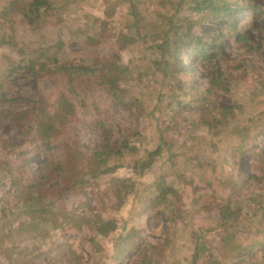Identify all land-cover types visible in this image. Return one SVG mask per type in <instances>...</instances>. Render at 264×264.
I'll return each instance as SVG.
<instances>
[{"label": "trees", "instance_id": "trees-1", "mask_svg": "<svg viewBox=\"0 0 264 264\" xmlns=\"http://www.w3.org/2000/svg\"><path fill=\"white\" fill-rule=\"evenodd\" d=\"M161 2L169 5L172 12L170 15L161 14L156 9L159 18L152 30L147 31L144 26L146 17L138 0H104L107 19L113 20L120 6L128 7L130 16L125 26L111 32L109 38H104L105 25L93 12L83 7H80L83 13L72 12V6L78 0H28L22 11L15 9V2L9 1L0 9V45L11 49V53L0 55V146L7 156L14 154V149L1 133V125L13 121L25 127L28 142L36 150H44L48 155L46 167L27 182L22 174L16 173L18 169L8 159H0V187L2 174L7 173L13 189V194L9 195L14 199L12 202L6 198L9 195L4 194L7 200L0 208V253L6 256V264H35L34 259L43 252L37 246L28 245L17 251L19 242L39 243L51 238L57 223L89 230L88 241L94 264H119L130 250L142 257L143 264H167L174 260L182 264L180 259H174L176 236L165 243L153 244L137 224L141 212L159 206L167 214L176 234L180 221L185 226L191 221V212L182 208L176 188L164 177L152 180L149 175L158 164L168 159L169 174L180 182L187 181L186 174L193 175L196 169L205 166H210L215 174L216 166L209 160L210 154L222 150L219 141L228 131L239 136L234 146L236 150L252 152L256 172L248 178L241 175L233 178L223 173L221 182L229 192L218 204L220 219L215 226L202 229L196 235L189 264H255V255L264 254V201L260 199V191L264 189V156L247 144L252 137L250 122L241 120L235 107L218 104L215 88L227 81L229 75H225L221 67L215 68L204 94L189 104L180 99L185 83L179 75L184 73L182 67L189 61L190 54L198 56L202 63L210 62L217 57L220 48L218 37L211 42L189 35L188 32L201 22L214 21L220 16L228 19L229 36L247 53L254 51L250 37L233 21L232 13L242 6L237 0ZM17 14L22 15L39 37H46V32L52 28H68V20L73 19L67 17H72L81 26V34L85 33L87 46L97 47L105 40H110L112 46L105 55H94L89 59L79 53L64 55L65 42L61 38L47 47L38 46L40 38L23 42L17 36ZM140 42L150 43L159 55L153 62V73L171 91L168 95L159 93L153 96L151 105L158 113L156 146L152 149L142 147V134L132 129H128V135L120 142H114V130L103 118L97 121L104 130V139L97 149L88 153L72 140L65 144L62 154L55 155L53 144L68 133L69 124L77 118L75 103L57 85L59 81L67 79L84 94L104 91L115 102H128L131 107L141 105V99L134 97L125 84L131 72L122 55L123 51L131 50ZM240 67L243 69L241 65L237 66ZM21 71L35 76L51 72L57 82L54 92L38 98L6 96L4 91L10 85V78ZM97 107L101 109L98 104ZM188 107L194 110L195 116L189 128L179 136L176 131L178 116ZM16 108L21 110L16 111ZM177 140H187L186 147L195 152L194 155L187 154L184 162L174 159L173 154H165L173 150ZM111 158L115 161L112 165L109 164ZM22 159L27 164V158ZM127 164L132 167L131 175L117 174ZM54 176L60 177L63 183L55 195L47 188ZM204 182L211 187L212 176ZM86 188L90 189L95 203L86 201L85 208L80 211L71 212L53 203L71 192L84 193ZM244 193L249 197L243 200ZM106 197H112V201H106ZM211 234L219 236L218 246L211 242ZM66 248H72V244L62 240L53 249L61 253ZM27 253L33 254L30 260L23 261L15 256ZM77 257L81 260L84 256Z\"/></svg>", "mask_w": 264, "mask_h": 264}, {"label": "rangeland", "instance_id": "rangeland-1", "mask_svg": "<svg viewBox=\"0 0 264 264\" xmlns=\"http://www.w3.org/2000/svg\"><path fill=\"white\" fill-rule=\"evenodd\" d=\"M9 1L16 3V10L22 11L25 9V2L28 0H0V9ZM237 1L242 7L232 13L233 21L240 30L245 31L250 37V41L255 47L254 51L247 53L229 36L228 27L230 21L228 19L220 16L214 21L201 22L188 32L189 35L192 37L200 36L211 42H213L215 37H218L221 41L220 48L217 57L210 62L205 61L202 63L198 56L190 54L189 61L185 62L182 67L184 73L179 75L185 83L183 91H180V99L184 104H189L195 98L204 94V91L210 85L213 70L221 67L225 75H229V78L215 88L219 97L218 104L235 107L240 119L244 122H250L252 125V137L247 144L261 151L264 156V0ZM138 3L146 17L144 26L147 31L152 30L153 24L159 18L156 9L161 14L170 15L172 12L170 6L161 2V0H138ZM80 7H83L86 11L93 12L95 16L102 19V23L106 28L104 38L105 36L109 38L108 35L111 32L118 31L120 27L125 26L130 18L128 7L120 6L114 19H107L104 0H78V3L72 6V12L83 13ZM17 18L16 31L19 39L23 42H29L40 38L38 46L47 47L52 46L61 38L65 42L63 47L64 55L79 53L90 59L94 55H105L112 46L110 40H105L97 47L87 46L85 44V33L84 35L81 34V26L72 17H67L74 20H68V28L49 29L44 38L32 32L21 14ZM7 52L11 53V49L0 45V55ZM122 55L124 63L130 68L131 72L127 77L128 82L126 81L125 84L130 88L134 97L141 99V105L131 107L128 102H115L104 91L84 94L81 88L70 85L67 79H61L57 84L55 75L51 72L39 74L38 76L26 71L18 72L10 78V85L4 91V94L8 97L17 95L29 98L47 97L54 92L57 84L71 97L76 106L77 118L69 124L68 133L61 136L53 144V153L55 155L62 154L65 151V144L67 142L71 143L72 140H75L88 153L97 149L104 139L103 126L97 121L103 118L106 120L107 125L114 130V142H120L122 138L128 135V129H132L142 134V140L140 141L142 147L152 149L157 144L158 136V113L154 111L151 105L154 101L153 96L159 93L168 95L171 93L170 87L166 83H162L161 79L153 73V62L159 58V55L151 48L150 43L140 42L131 50L126 49L123 51ZM239 65L243 69L241 67L237 68ZM96 103L101 107L100 110L97 109ZM3 105L8 106V104ZM19 110L21 109L16 108V111ZM194 116L195 112L190 107L186 108L183 114L178 116L176 131L179 136L189 128V123ZM1 133L4 139L8 141L9 146L14 149V154L7 156L0 146V159H8L18 169L16 173L19 172L24 176L23 180L25 182L33 180L48 163L46 152L44 150H36L28 142L29 136L26 134L25 127L18 125L16 122L5 121L1 125ZM238 141V134L228 131L222 135V140L219 141L222 150L220 152L211 151L209 159L216 166L215 174L210 166H205L196 169L193 175L190 173L186 174L185 178L187 181L180 182L177 177H172L169 174L171 168L169 166L170 159H168L158 164L154 172L149 175L152 180L160 176L164 177L169 185L176 188L177 195L181 198L183 204L182 208L191 212V221L186 226L180 221L177 226L179 227L177 235L172 231L171 222L167 214L159 206L155 210L147 208L141 212L137 216L140 218L137 224L153 244L165 243L167 240H171L173 236H176L173 244V248H175L174 259H180L182 264L190 263L188 258L193 250L196 235L202 229L215 226L220 219L218 204L229 192L226 187H223L221 182L223 173L233 178L239 175L248 178L256 172L255 157L251 151L241 153L236 150L234 146ZM186 144L187 140H177L173 150L165 152V154H173L174 159L184 162V157L187 154L194 155L195 153L191 152L186 147ZM22 158H27V164L23 163ZM114 162L112 158L109 160L110 165L114 164ZM23 166H25L24 169L22 168ZM131 173L132 167L127 164L117 174L126 176L131 175ZM211 176L213 183L210 187L204 181ZM62 184L60 177L54 176L47 183L49 193L55 195ZM102 186L105 188L106 185L103 184ZM4 194H13L10 176L7 173L2 174L0 208L7 199L12 202L14 200L10 195L6 197L7 199L4 198ZM241 197L244 200L249 195L244 193ZM260 199L264 201V189L260 191ZM86 201L95 203L89 188H86L84 193H68L61 198L55 199L53 203L74 212L85 208L84 203ZM106 201L111 202L112 197H106ZM89 236V230L86 228H70L57 223L51 238H46L39 243L29 240L21 241L17 251L24 245L37 246L43 253L34 259L35 264H94L91 245L88 241ZM209 238L213 245L218 246V235L211 234ZM62 240L72 244V248H66L59 253L53 248ZM103 243L107 245V242ZM170 244L172 245V243ZM32 255V253H27L15 256L21 257L24 261L30 260ZM77 255H83L84 257L80 260ZM255 261V264H264V254L255 255ZM6 262V256L0 253V264H6ZM119 264H143V260L137 252L130 250L127 252L126 258ZM167 264L181 263L174 260L169 261Z\"/></svg>", "mask_w": 264, "mask_h": 264}]
</instances>
